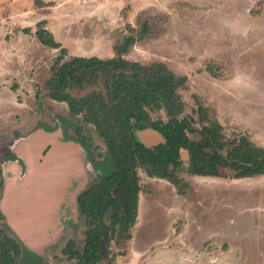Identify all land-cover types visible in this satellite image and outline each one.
I'll list each match as a JSON object with an SVG mask.
<instances>
[{
  "label": "rangeland",
  "instance_id": "rangeland-1",
  "mask_svg": "<svg viewBox=\"0 0 264 264\" xmlns=\"http://www.w3.org/2000/svg\"><path fill=\"white\" fill-rule=\"evenodd\" d=\"M41 21L66 49L64 61L111 58L135 36L125 59L162 61L188 77L182 117L199 130L217 123L224 141L247 136L264 147V0H0V228L22 243L20 264H77L62 251L69 241L81 251L85 244L78 195L107 174L108 149L94 126L49 96L60 49L39 43ZM182 160L179 184L139 170L132 238L104 244L98 264H264V176H198L189 155Z\"/></svg>",
  "mask_w": 264,
  "mask_h": 264
},
{
  "label": "trees",
  "instance_id": "trees-1",
  "mask_svg": "<svg viewBox=\"0 0 264 264\" xmlns=\"http://www.w3.org/2000/svg\"><path fill=\"white\" fill-rule=\"evenodd\" d=\"M37 26L39 43L60 49L47 82L50 98L66 103L71 116H81L82 122L93 125L108 149L104 163L107 174L77 199L87 225L86 240L82 251L74 241L67 243L62 253L68 260L98 264L103 261L104 244L116 238L131 240L139 217L140 169L149 176L179 184L176 174L183 167V154H188L189 171L194 175L221 178L222 171L230 169L235 179L264 176V147L247 136L224 141L217 123L199 130L191 119L182 117L185 105L179 92L188 77L176 75L162 61L145 65L125 59L123 55L133 46L135 36L130 35L114 48L111 58L74 56L64 61L66 49L44 21ZM147 27L144 24V30L138 32V40L143 39ZM131 30L136 31L133 27ZM100 83L103 90L83 97L72 95L74 88ZM157 111L165 112L167 119L154 118L151 113ZM81 129L78 127L76 133L82 145L90 148L88 136ZM190 134L201 138L191 139ZM3 187L0 168V195ZM108 216L110 221L106 222ZM23 254L22 243L0 228V264H20Z\"/></svg>",
  "mask_w": 264,
  "mask_h": 264
},
{
  "label": "crops",
  "instance_id": "crops-1",
  "mask_svg": "<svg viewBox=\"0 0 264 264\" xmlns=\"http://www.w3.org/2000/svg\"><path fill=\"white\" fill-rule=\"evenodd\" d=\"M46 47V46H45ZM80 53V52H79ZM112 53H113V50H112ZM79 56V55H78ZM80 56L82 57H91V56H97L99 57L98 53H91V54H82L80 53ZM62 130L60 131V134H61ZM49 143V142H48ZM50 144V143H49ZM51 145V144H50ZM83 185V184H82Z\"/></svg>",
  "mask_w": 264,
  "mask_h": 264
},
{
  "label": "flooded vegetation",
  "instance_id": "flooded-vegetation-1",
  "mask_svg": "<svg viewBox=\"0 0 264 264\" xmlns=\"http://www.w3.org/2000/svg\"><path fill=\"white\" fill-rule=\"evenodd\" d=\"M84 149H86V150H87V148L85 147V145H84ZM81 193H82V192H80V194H81ZM80 194H79V195H80ZM79 195H78V197H79Z\"/></svg>",
  "mask_w": 264,
  "mask_h": 264
},
{
  "label": "water",
  "instance_id": "water-1",
  "mask_svg": "<svg viewBox=\"0 0 264 264\" xmlns=\"http://www.w3.org/2000/svg\"><path fill=\"white\" fill-rule=\"evenodd\" d=\"M60 134V133H59ZM48 142L52 145V142H50L49 140H48Z\"/></svg>",
  "mask_w": 264,
  "mask_h": 264
}]
</instances>
